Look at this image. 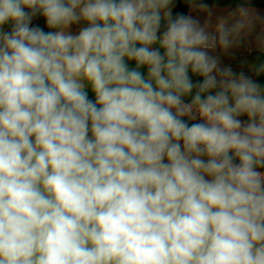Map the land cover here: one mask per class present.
Wrapping results in <instances>:
<instances>
[{
  "label": "clouds",
  "instance_id": "1",
  "mask_svg": "<svg viewBox=\"0 0 264 264\" xmlns=\"http://www.w3.org/2000/svg\"><path fill=\"white\" fill-rule=\"evenodd\" d=\"M184 3L0 0V264H264L252 20Z\"/></svg>",
  "mask_w": 264,
  "mask_h": 264
},
{
  "label": "crops",
  "instance_id": "2",
  "mask_svg": "<svg viewBox=\"0 0 264 264\" xmlns=\"http://www.w3.org/2000/svg\"><path fill=\"white\" fill-rule=\"evenodd\" d=\"M209 5L211 15L207 12H197L203 22L205 19L209 21V30L216 31L221 23L232 24L237 19H243L241 9H246L249 13V18L252 20V30H245L242 44L239 47L228 50L221 49L219 46L215 49V54L219 55L224 64H231L238 71L243 69L248 71V66L255 62H264V52L261 49V41L257 37L264 38V0H204ZM86 26V23L73 25L71 32L77 34L81 27ZM10 26H6L8 30ZM161 51H163L161 49ZM131 67H135V62H129ZM145 75L147 74L146 67L140 69ZM195 79V77H194ZM264 84V77L260 78ZM88 94L94 97L93 93L88 90ZM241 119H247L242 117Z\"/></svg>",
  "mask_w": 264,
  "mask_h": 264
},
{
  "label": "trees",
  "instance_id": "3",
  "mask_svg": "<svg viewBox=\"0 0 264 264\" xmlns=\"http://www.w3.org/2000/svg\"><path fill=\"white\" fill-rule=\"evenodd\" d=\"M174 12H185L187 11V7L184 3V0H175V8L173 9ZM46 31L48 30L47 28L45 29ZM90 98L94 99L95 97H91ZM261 171H264V169H261Z\"/></svg>",
  "mask_w": 264,
  "mask_h": 264
},
{
  "label": "rangeland",
  "instance_id": "4",
  "mask_svg": "<svg viewBox=\"0 0 264 264\" xmlns=\"http://www.w3.org/2000/svg\"><path fill=\"white\" fill-rule=\"evenodd\" d=\"M33 23H34V24H39V25H41L42 27H45V29H46L45 22H44V20H43L42 18H40V17L35 18L34 21H33Z\"/></svg>",
  "mask_w": 264,
  "mask_h": 264
}]
</instances>
